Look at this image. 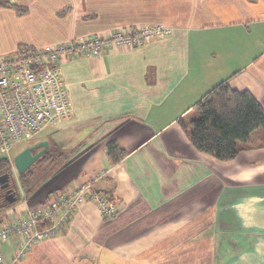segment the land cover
Wrapping results in <instances>:
<instances>
[{"label": "crops", "instance_id": "1", "mask_svg": "<svg viewBox=\"0 0 264 264\" xmlns=\"http://www.w3.org/2000/svg\"><path fill=\"white\" fill-rule=\"evenodd\" d=\"M141 25L172 33L62 64L74 117L48 142L68 156L35 192L20 189L0 226L95 179L117 215L105 219L87 201L23 257L21 236L0 243L4 264H264L262 133L222 162L197 150L180 123L224 81L264 107V0H0V58ZM112 142L125 153L117 164Z\"/></svg>", "mask_w": 264, "mask_h": 264}, {"label": "built area", "instance_id": "2", "mask_svg": "<svg viewBox=\"0 0 264 264\" xmlns=\"http://www.w3.org/2000/svg\"><path fill=\"white\" fill-rule=\"evenodd\" d=\"M172 29L163 25L127 27L109 35L71 38L43 47L20 50L14 57L0 58V152L10 162L12 151L34 141L48 129L69 123L74 107L62 64L83 57H100L107 50H128L155 38L163 39ZM98 180V179H97ZM96 179L76 190L55 196L46 205L29 211L18 221L0 226V243L15 235L23 238L17 258L36 243L55 237L80 205L93 201L105 219L119 208L114 200L95 190ZM0 264H4L0 254Z\"/></svg>", "mask_w": 264, "mask_h": 264}, {"label": "trees", "instance_id": "3", "mask_svg": "<svg viewBox=\"0 0 264 264\" xmlns=\"http://www.w3.org/2000/svg\"><path fill=\"white\" fill-rule=\"evenodd\" d=\"M1 5L15 9L19 15L27 14L25 7L12 5L9 2ZM92 18L94 16H86L85 20ZM30 47L22 45L20 50ZM194 108L195 116L185 121L181 120L180 123L197 150L222 162L232 161L237 158L242 149L249 145L253 135L259 131L263 139L258 148L264 147V107L250 92L232 89L228 81H224L209 90ZM250 147L249 145L248 148ZM107 150L113 164L119 163L125 154L115 142L109 143ZM59 157L60 154L49 148L36 162L34 168L53 164L55 160H59ZM33 172L30 170L19 175L18 186L17 179L12 173L10 160L6 157L0 158V176L10 175L12 182L10 189L16 194L17 201L23 199L20 189L30 195L39 187L40 179L32 177ZM5 191L0 189V214L17 202L9 203L6 200Z\"/></svg>", "mask_w": 264, "mask_h": 264}, {"label": "water", "instance_id": "4", "mask_svg": "<svg viewBox=\"0 0 264 264\" xmlns=\"http://www.w3.org/2000/svg\"><path fill=\"white\" fill-rule=\"evenodd\" d=\"M49 147V142L41 141L20 151L14 158V166L18 175L26 173L40 158H42ZM11 186L12 182L9 174L0 176V189L6 190V200L12 204L17 201V197L13 190L10 189Z\"/></svg>", "mask_w": 264, "mask_h": 264}, {"label": "rangeland", "instance_id": "5", "mask_svg": "<svg viewBox=\"0 0 264 264\" xmlns=\"http://www.w3.org/2000/svg\"><path fill=\"white\" fill-rule=\"evenodd\" d=\"M16 56V55H15ZM57 135L56 133L53 131V129H48L47 131H45L43 134H41L40 136H38L34 141L30 142V143H26V144H22V145H18L13 151H12V155L11 157L15 158V156L27 145H34L35 142H40L41 140H46L47 142L49 141L51 144L54 143L55 139H56ZM68 155H61L58 159H60V161L65 160V158ZM4 157L3 154L0 152V158ZM11 163V168H12V173L13 176L17 179V183L19 186V182H18V178L19 175L15 169L14 166V162H10ZM55 164H57V168H59V161L57 162V160L54 161L53 164H47L44 166H41V168H34L36 166V163L28 170V171H34L32 177H38L40 179V181H43L44 179H46L48 176L52 175L54 172L55 167H53ZM50 165V166H49ZM34 168V169H33ZM53 168V169H52ZM33 179V178H32ZM21 188V187H19ZM19 201H17L16 203H18ZM15 203V204H16ZM1 254V252H0Z\"/></svg>", "mask_w": 264, "mask_h": 264}, {"label": "flooded vegetation", "instance_id": "6", "mask_svg": "<svg viewBox=\"0 0 264 264\" xmlns=\"http://www.w3.org/2000/svg\"><path fill=\"white\" fill-rule=\"evenodd\" d=\"M2 190V189H1ZM6 192V191H5Z\"/></svg>", "mask_w": 264, "mask_h": 264}]
</instances>
